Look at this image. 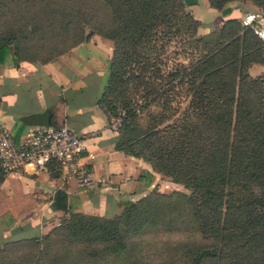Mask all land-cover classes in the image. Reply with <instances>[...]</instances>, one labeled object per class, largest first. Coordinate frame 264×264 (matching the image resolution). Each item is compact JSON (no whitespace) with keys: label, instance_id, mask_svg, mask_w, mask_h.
Masks as SVG:
<instances>
[{"label":"rangeland","instance_id":"1","mask_svg":"<svg viewBox=\"0 0 264 264\" xmlns=\"http://www.w3.org/2000/svg\"><path fill=\"white\" fill-rule=\"evenodd\" d=\"M9 1L12 0L2 3L3 8H8ZM35 1H17V14L24 29L13 61L44 63L67 52L75 40L83 41L88 35L100 33L92 22H82L76 16L72 8L77 0H42L43 6H40L43 8L33 12L37 7H34ZM182 4L193 19H200H196L200 23L196 35L201 42L198 57L216 50L234 35L239 39L242 34L248 37L246 46L251 49L243 52L257 53L255 57L261 64H250L246 70L250 77L259 78L256 87L260 91L255 97L248 95L250 104L247 105L253 109L256 103L264 104V45L254 43L251 34L239 25L242 13L251 9L263 10L264 0H228L218 8L212 7L207 0H182ZM221 28L223 32H220ZM179 35L184 34L180 31L169 38L156 32L140 48H121L108 59L107 79L100 96L108 92L106 86L110 79L109 85L115 91L113 94L108 92L107 98H115L118 107L140 100L157 83H164L168 79L167 73L177 76L173 83L174 94H162L145 104L137 116L119 130L122 140L133 139L142 132H154L163 144L170 141L171 128L182 127L186 122L184 110L190 98L189 86L194 83L191 79L199 83L204 76L197 73L178 80V71L195 56L190 54ZM144 54L152 60H144ZM153 63L156 64L151 69L155 71L154 75L142 70L141 66L149 67ZM233 111L234 107L232 116ZM113 113L108 116L113 117ZM159 177L164 182L156 183L150 191L135 199V205L122 202L117 210L107 215L65 211L58 217L57 225L47 232L30 240L4 241L0 247L25 264H251L250 248L243 245L248 236H239L241 224L235 223L236 218L230 219L227 233L233 235L236 232L237 236H230L231 240L225 241L212 238L210 229L215 226L208 225V231L201 227V220L194 217L185 199L189 190L161 174ZM245 211V218L250 221L261 216L258 209ZM75 213L80 214V220L79 214ZM222 219L223 210L218 219L220 226ZM247 230L242 229L243 232Z\"/></svg>","mask_w":264,"mask_h":264},{"label":"trees","instance_id":"2","mask_svg":"<svg viewBox=\"0 0 264 264\" xmlns=\"http://www.w3.org/2000/svg\"><path fill=\"white\" fill-rule=\"evenodd\" d=\"M4 1L0 0V64L7 56L15 58L18 39L24 29L17 14L18 0L9 1L8 8H3ZM207 1L218 8L228 0ZM35 2L34 7H37L33 12L43 8L40 6H43L42 0ZM28 5L31 6V3ZM72 9L80 21L92 22L101 33L98 35L112 42V57L121 48H140L156 32L171 38L182 31L184 35H179V38L188 46L190 54L195 56L178 71V80L191 78L197 73L204 76L199 83L191 79L194 83L189 86L190 98L184 110L186 122L182 127L171 128L173 135L170 141L163 144L154 132H142L133 139L122 140L119 130L136 117L145 104L162 94H174L173 83L177 76L167 73L168 79L164 83H157L151 91L144 92L140 100L121 107H118L115 98H107L108 92L113 94L115 91L109 85V79L106 86L108 92L101 94L98 102L107 119L112 111L114 115L111 118L120 119L115 130L114 148L126 155L141 158L153 172L188 189L189 194L185 199L194 217L201 220V227L208 231V225L215 226L213 230L210 229L212 238L225 241L237 236L236 232L233 235L227 233V224L230 219L236 218L235 223L241 224L239 236H248L243 245L250 248L251 264H264V104L256 103L253 109L247 105L250 104L248 95L255 97L258 94L256 84L258 86L259 78L250 77L246 70L250 64H261L255 57L257 53L243 52L251 49L246 46L248 37L242 34L239 39L234 35L216 50L198 57L201 42L196 35L200 23L184 11L182 0H77ZM240 27L251 34L254 43L263 45L250 30ZM220 32H223V28ZM79 42L82 41L75 40L73 43L76 45ZM143 56L144 60H152L146 54ZM13 58L11 61L15 63ZM153 65L156 64L141 68L154 75L155 71L151 70ZM49 169L53 175L57 174L53 165ZM5 175L0 168V182ZM123 204L135 205L134 200H125ZM249 208L258 209L261 216L252 221L246 219L245 210ZM222 210L220 226L218 219ZM78 217L80 220V214ZM244 228L248 230L243 232ZM213 231L218 233L213 234ZM35 237L11 238L6 242ZM11 253L0 247V264H25Z\"/></svg>","mask_w":264,"mask_h":264},{"label":"crops","instance_id":"3","mask_svg":"<svg viewBox=\"0 0 264 264\" xmlns=\"http://www.w3.org/2000/svg\"><path fill=\"white\" fill-rule=\"evenodd\" d=\"M111 53L112 42L92 34L44 63H12L7 56L0 64V127L18 141L31 128L63 123L85 137L92 178H102L79 188L74 181L62 185L49 168L6 174L0 182V243L43 234L65 211L110 214L164 182L146 161L114 148L117 134L98 102Z\"/></svg>","mask_w":264,"mask_h":264},{"label":"built area","instance_id":"4","mask_svg":"<svg viewBox=\"0 0 264 264\" xmlns=\"http://www.w3.org/2000/svg\"><path fill=\"white\" fill-rule=\"evenodd\" d=\"M239 24L264 45V9L243 12ZM119 120L111 118L108 128L115 131ZM84 141L83 135L72 134L63 123L31 128L18 141H14L6 128L0 127V168L6 174H35L53 165L62 185L74 181L79 188H91L102 182V178H92L83 154Z\"/></svg>","mask_w":264,"mask_h":264},{"label":"water","instance_id":"5","mask_svg":"<svg viewBox=\"0 0 264 264\" xmlns=\"http://www.w3.org/2000/svg\"><path fill=\"white\" fill-rule=\"evenodd\" d=\"M59 125V124H58Z\"/></svg>","mask_w":264,"mask_h":264}]
</instances>
